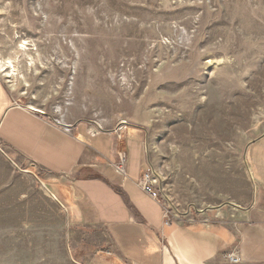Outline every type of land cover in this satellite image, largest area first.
<instances>
[{
  "label": "rangeland",
  "instance_id": "rangeland-1",
  "mask_svg": "<svg viewBox=\"0 0 264 264\" xmlns=\"http://www.w3.org/2000/svg\"><path fill=\"white\" fill-rule=\"evenodd\" d=\"M16 56L15 85L0 73L15 103L66 129L85 122L79 133L109 158L116 143L126 146L127 177H111L140 210L165 213L134 185L147 170L180 210L252 206L244 152L264 134V0H0V60ZM92 121L119 132L90 138ZM254 145L248 165L263 156L264 138ZM13 167L0 151V197L5 185H33L14 181ZM235 211L219 214L241 220ZM1 220L0 202V264H74L68 253L44 254L59 251L49 225Z\"/></svg>",
  "mask_w": 264,
  "mask_h": 264
},
{
  "label": "crops",
  "instance_id": "crops-1",
  "mask_svg": "<svg viewBox=\"0 0 264 264\" xmlns=\"http://www.w3.org/2000/svg\"><path fill=\"white\" fill-rule=\"evenodd\" d=\"M32 109L15 103L0 81L4 156L14 166V181L33 182L28 190H21L17 182L3 187L1 222L49 225V239L59 251L44 254L68 253L79 264H235L225 260L227 253L234 252L241 260L237 264H264V154L249 164L256 193L248 210L235 211L241 220L224 221L219 210L215 217L203 210V216L193 213L194 223L166 224L164 214L161 220V216L153 218L140 210L126 182L117 183L111 177V172L118 176L113 166L118 154L128 156L126 146L116 143L109 158L81 136L77 128L85 122L65 125L70 127L66 129ZM95 129L88 127L85 133L90 138L117 134ZM134 138L147 156L143 139ZM117 139L123 140L124 135ZM141 179L134 185L144 193L139 187ZM29 215L34 219L29 220ZM204 218L210 223H204Z\"/></svg>",
  "mask_w": 264,
  "mask_h": 264
},
{
  "label": "built area",
  "instance_id": "built-area-1",
  "mask_svg": "<svg viewBox=\"0 0 264 264\" xmlns=\"http://www.w3.org/2000/svg\"><path fill=\"white\" fill-rule=\"evenodd\" d=\"M33 112H36L34 109H32ZM56 125L59 126L58 123L55 122ZM121 130V129H120ZM100 131V130H98ZM115 132H119L118 129H115ZM98 133L97 132H91L92 136H96ZM120 138V136H119ZM2 147V146H1ZM0 151L1 150L0 148ZM4 152V151H3ZM127 161H128V156L126 152H120L118 154V161L113 164L116 172L119 175H123L125 177H127V171H126V166H127ZM158 177L155 175L154 171L148 172L146 174L143 175L140 183H139V187L140 189L147 195L149 196L151 199H153L154 201H156L157 203H162L163 202V207L165 210L164 213V218H165V223L166 224H170L172 221H184L186 220L189 223H194L197 221L196 218L193 217V212L191 211V209L189 208L187 209H182L180 210V208H176L174 207L173 204L170 203L169 199L167 198V196L164 194L163 189L157 187L155 184H158ZM199 213V215H204L203 212H197ZM204 223H210L209 218H204L203 219ZM105 253L108 256H111L112 253L110 251H105ZM225 260H227L229 263H239L241 260L238 256V254L231 252V253H227L225 255Z\"/></svg>",
  "mask_w": 264,
  "mask_h": 264
},
{
  "label": "bare ground",
  "instance_id": "bare-ground-1",
  "mask_svg": "<svg viewBox=\"0 0 264 264\" xmlns=\"http://www.w3.org/2000/svg\"><path fill=\"white\" fill-rule=\"evenodd\" d=\"M30 47H31V45L28 42H22L21 45H20V47H19V53H23L25 56L26 55L28 56V58H29V60H28V62H29L28 66L30 68H32L35 65V58H32V56H29L28 55L29 52L31 51V48ZM16 63H20V58H18V56H16L15 58H9L8 60H3V61L0 60V73L3 74L4 77H6V78H10L12 80V84L13 85H15V83H14L15 81L14 80L18 76V69H17V66L15 65ZM30 106L33 109H35L36 111L42 112V110L36 109L35 108L36 106H34V105H30ZM213 127H214V125H213ZM68 128H70V127H68ZM223 130H224V128H223ZM233 208L241 210V207L238 206V205H237V207H233Z\"/></svg>",
  "mask_w": 264,
  "mask_h": 264
},
{
  "label": "water",
  "instance_id": "water-1",
  "mask_svg": "<svg viewBox=\"0 0 264 264\" xmlns=\"http://www.w3.org/2000/svg\"><path fill=\"white\" fill-rule=\"evenodd\" d=\"M91 124H93V125H95L101 132H105L104 130H103V128H101V126L98 124V122H96V121H92V122H90ZM264 138V134L261 136V137H259L258 139H256V140H253V141H251L248 145H247V147H246V149H245V152H244V163H245V165H246V170H247V173H249L250 174V180L252 181V183H253V185H254V192L256 193V186H255V182H254V179H253V177H252V174H251V172H250V169H249V165H248V163H247V152H248V150H249V148L252 146V145H254V144H256L257 142H259V141H261L262 139ZM148 151V150H147ZM3 154H5L3 151H1ZM6 155V154H5ZM31 175H33L35 178H36V176L33 174V173H30ZM254 193V194H255ZM254 197H255V195H254ZM225 206H230V207H237V205H235V204H233V203H230V202H228V203H226V204H224V205H222V206H219V207H209L207 210H205L204 212H206V211H216V210H219V209H222L223 207H225ZM241 209L243 210V208L241 207ZM245 210H248V209H245ZM70 259L72 260V262L74 263V264H79V263H76L72 258H71V256H70Z\"/></svg>",
  "mask_w": 264,
  "mask_h": 264
}]
</instances>
